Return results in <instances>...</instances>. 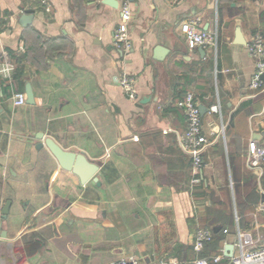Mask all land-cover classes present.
I'll list each match as a JSON object with an SVG mask.
<instances>
[{"label":"crops","instance_id":"crops-1","mask_svg":"<svg viewBox=\"0 0 264 264\" xmlns=\"http://www.w3.org/2000/svg\"><path fill=\"white\" fill-rule=\"evenodd\" d=\"M121 3L0 0V264H108L128 255L194 264L228 244L238 253L244 234L253 248L264 245V162H248L249 142L264 145V89L251 88L248 52L252 37L264 36V0H130L128 50L115 42ZM190 19L217 45L191 48L182 30ZM5 62L33 104H13ZM123 73L135 97L121 86ZM188 92L209 140L198 185L181 144L188 123L177 102ZM48 137L97 162L100 185L63 168L41 145ZM199 228L213 240L198 253Z\"/></svg>","mask_w":264,"mask_h":264},{"label":"built area","instance_id":"built-area-1","mask_svg":"<svg viewBox=\"0 0 264 264\" xmlns=\"http://www.w3.org/2000/svg\"><path fill=\"white\" fill-rule=\"evenodd\" d=\"M130 20V0H122L121 23L115 32V42L118 47L127 50L131 47L129 36ZM182 30L185 33L188 44L191 48L217 45V36L215 33L200 29L197 20H187L182 24ZM248 52L255 60V71L250 84L251 88L255 90L264 89V36L262 34L257 33L252 37L251 41L248 43ZM2 72L11 85V98L13 104L15 106H23L27 104L26 93L17 89L10 62L4 63ZM119 81L130 97H135L136 89L134 79L127 73H123L120 76ZM177 105L186 113L188 127L181 136V144L183 150L189 155L192 162L191 184L198 185L202 182L203 176V153L209 143L204 132L201 108L192 92L186 93L181 99H179ZM211 110L213 112H218L219 106L213 105ZM248 162L252 167L259 166L264 162V145L259 144L255 140L249 142ZM260 210L264 212V204L260 206ZM212 240L213 233L210 230L199 228L195 236L193 249L199 253L205 248L206 244ZM237 248L239 252L232 255L230 264H264V245L258 248H253L250 235L244 234L241 236L240 240L237 242ZM224 258H226V256L221 252L212 258L198 257L194 264H219ZM108 264H140V262L137 256L128 255Z\"/></svg>","mask_w":264,"mask_h":264},{"label":"water","instance_id":"water-1","mask_svg":"<svg viewBox=\"0 0 264 264\" xmlns=\"http://www.w3.org/2000/svg\"><path fill=\"white\" fill-rule=\"evenodd\" d=\"M32 10H27L25 15L22 18V22H29L32 15ZM158 52H165L163 47H158ZM200 50L202 52L204 51L201 47ZM157 58H161V56H157ZM27 97H28V103L33 104L35 102L34 100V94L30 87L27 88ZM201 108V107H200ZM41 139L43 137H40ZM46 145L49 150L52 152V154L55 156V158L58 160L59 164L67 169L73 171L75 174H77L81 182L83 184L91 181L92 183L96 184L97 186L100 185L99 178L97 177V173L100 170V165L91 160L87 157V155L83 152H73L64 149L60 144H58L53 138L48 137L45 139L44 143H41V145ZM11 202L9 201L5 208L3 209V215L4 217L7 216L9 212ZM233 255V246L231 244H228L225 248V256L232 257Z\"/></svg>","mask_w":264,"mask_h":264},{"label":"trees","instance_id":"trees-1","mask_svg":"<svg viewBox=\"0 0 264 264\" xmlns=\"http://www.w3.org/2000/svg\"><path fill=\"white\" fill-rule=\"evenodd\" d=\"M191 163H192V162H191ZM224 259H226V258H224ZM224 259H223V260H224ZM223 260H222V261H223Z\"/></svg>","mask_w":264,"mask_h":264}]
</instances>
